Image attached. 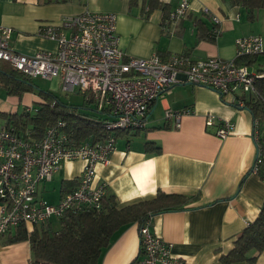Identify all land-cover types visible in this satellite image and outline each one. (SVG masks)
<instances>
[{
  "label": "crops",
  "instance_id": "crops-1",
  "mask_svg": "<svg viewBox=\"0 0 264 264\" xmlns=\"http://www.w3.org/2000/svg\"><path fill=\"white\" fill-rule=\"evenodd\" d=\"M159 2L170 13L179 0ZM204 9L220 20L219 34L214 38L209 37L214 24ZM84 10L115 14L120 49L135 58L157 53L166 59L183 53L193 61L211 57L230 60L236 56L235 40L250 35L262 36L264 53V10H257L249 20L246 9L231 0H194L187 17L167 26L163 11L154 9L147 14L142 0H0V25L12 30L10 44L15 51L25 55L54 52L57 43L39 36V25L57 24ZM262 54L249 66L253 72L264 69ZM249 97L239 90L221 96L210 88L191 84L172 87L149 109L146 129L123 136L109 162L97 165L94 185H104L120 206L151 199L158 190L197 195L184 210L155 215L150 227L170 245L171 254L187 264H222L221 257L256 219L264 200V183L253 171L254 119L240 104ZM21 99L7 96L0 100V113H16L23 108ZM37 100L36 96L31 99L33 103ZM184 108L192 113L181 118L178 128L164 121L165 110ZM206 115L234 123V132L224 139L216 137L205 128ZM164 125L170 129H160ZM145 140L160 145L161 152L145 153ZM82 168L81 161L65 162L53 176L60 179L58 200L61 181L77 179ZM46 184L40 186L38 196L44 198L49 192ZM138 228L131 224L117 233L97 264H136ZM30 260L28 242L8 244L7 236H0V264H29ZM256 264H264V252Z\"/></svg>",
  "mask_w": 264,
  "mask_h": 264
},
{
  "label": "built area",
  "instance_id": "built-area-1",
  "mask_svg": "<svg viewBox=\"0 0 264 264\" xmlns=\"http://www.w3.org/2000/svg\"><path fill=\"white\" fill-rule=\"evenodd\" d=\"M193 1L179 0L169 13L170 23L187 17ZM203 12L214 24L209 33L214 38L219 34L220 20L207 9ZM116 20L113 13L84 10L57 24L43 23L37 34L55 41L57 50L34 55L15 51L10 44L12 30L0 25V60L30 78L57 79L65 94L85 93L95 102L111 132L145 130L149 109L176 85L207 87L221 96L239 90L246 96L254 93L255 82L262 76L236 62L238 57L263 53L261 35L237 38L236 56L230 60L211 57L193 61L183 53L166 59L157 53L135 58L120 49ZM191 113L190 108L167 109L163 119L178 128L181 118ZM205 128L224 139L234 132L235 125L206 115ZM253 139L255 172L264 158V121L259 118L253 120ZM117 141L118 137L109 136L100 142L73 146L62 122L48 127L39 139L25 138L13 127L0 124V236L20 225L45 223L69 211L98 209L104 185H94L96 167L109 162ZM72 161L83 163L77 187L56 204L38 196L40 186L51 181L65 162ZM150 222L138 228L140 249L136 264H187L171 254L170 245L152 231Z\"/></svg>",
  "mask_w": 264,
  "mask_h": 264
},
{
  "label": "trees",
  "instance_id": "trees-1",
  "mask_svg": "<svg viewBox=\"0 0 264 264\" xmlns=\"http://www.w3.org/2000/svg\"><path fill=\"white\" fill-rule=\"evenodd\" d=\"M231 1L246 9L249 20L254 19L257 10H264V0ZM142 4L147 7V14L154 9H161L165 26L170 24L169 13L159 0H142ZM207 34V32L203 33V35ZM259 56L245 55L238 57L236 62L251 66ZM259 73L262 76L255 82V91L244 100L243 107L251 113L253 119L259 118L264 121V69H259ZM0 87L7 96L21 99L23 95L30 93L38 99L32 109L24 107L21 108L20 113H0V124L13 127L25 138L39 139L48 127L58 122L64 123V130L73 146L86 141L100 142L109 136L130 135L127 131L107 130L105 117L101 116L94 105L95 102L87 99V96L82 99L80 105L67 103L49 91L38 89L32 78L9 64L0 65ZM160 129L169 130L170 127L164 125ZM142 147L147 154L161 152L160 145L153 141L145 140ZM255 173L264 183V158L258 164ZM77 185L76 178L61 181V196L73 191ZM197 198V195L187 196L158 190L151 199L120 206L115 195L104 187L98 209L69 211L60 218H52L59 224L57 229L53 228L52 219L32 226L20 225L6 235L7 243L28 242L31 250L29 264H97L115 235L126 226L137 224L140 227L148 220L151 221L155 215L184 210ZM262 252H264V200L256 219L242 230L234 241L233 248L227 255L221 257V263L256 264Z\"/></svg>",
  "mask_w": 264,
  "mask_h": 264
},
{
  "label": "rangeland",
  "instance_id": "rangeland-1",
  "mask_svg": "<svg viewBox=\"0 0 264 264\" xmlns=\"http://www.w3.org/2000/svg\"><path fill=\"white\" fill-rule=\"evenodd\" d=\"M0 65L7 66L8 64H6V62L0 60ZM32 80L38 89L49 91L52 94H54L55 96L62 99L63 101L70 103V104L80 105L82 103V99L86 96L85 93H80V94L68 93V94H65L62 91L61 87L58 85L57 79H43L41 77H36V78H32ZM33 96L35 97L34 94H30V93L23 95V97H22L23 108L26 106H30V105H31V108L34 107L35 102L33 103V101H31V99H33ZM6 97L7 96L4 92V90L0 87V100H5ZM22 99H21V101H22ZM17 112L20 113L21 109H18ZM156 113H158V110L155 112V114ZM121 138L122 137H118V141H120ZM59 183H60V179L57 178V176L53 180L47 182L46 188L49 192L45 194L44 198L49 203H53V204L55 203L56 204V202L58 200V196H59ZM53 187H54V189H53ZM52 220H54L53 221V228L57 229L59 226L58 222L55 221V219H52Z\"/></svg>",
  "mask_w": 264,
  "mask_h": 264
},
{
  "label": "water",
  "instance_id": "water-1",
  "mask_svg": "<svg viewBox=\"0 0 264 264\" xmlns=\"http://www.w3.org/2000/svg\"><path fill=\"white\" fill-rule=\"evenodd\" d=\"M79 93V91H75V94H78Z\"/></svg>",
  "mask_w": 264,
  "mask_h": 264
}]
</instances>
